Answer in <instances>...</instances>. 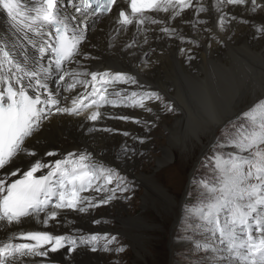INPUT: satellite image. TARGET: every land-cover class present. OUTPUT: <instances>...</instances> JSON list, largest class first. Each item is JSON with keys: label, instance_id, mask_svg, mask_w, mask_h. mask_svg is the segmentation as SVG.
Instances as JSON below:
<instances>
[{"label": "snow or ice", "instance_id": "6c2138e0", "mask_svg": "<svg viewBox=\"0 0 264 264\" xmlns=\"http://www.w3.org/2000/svg\"><path fill=\"white\" fill-rule=\"evenodd\" d=\"M0 12L7 18L0 31V264H52L56 253L76 264L85 252L113 255L112 264H119L128 245L118 234L86 232L70 216L130 199L134 183L103 159V151L87 146L38 153L41 133L55 118L83 117L80 127L92 140L97 132L126 138L115 149L116 161L141 154L137 145L150 139L160 113L178 109L142 83L139 72L93 70L95 63L129 33L120 52L138 57L140 71L159 62L156 41L175 43L190 62L205 41L209 47L224 43L218 33L234 23L264 39V24L253 20L264 14V0H0ZM106 18L114 25L107 31ZM95 32L106 36V48L89 40ZM106 120L140 126L145 134L100 126ZM209 152L199 162L206 174L189 178L178 224L193 236L174 239L191 243L200 254L195 264H264V99L229 121ZM192 189L196 198L188 203Z\"/></svg>", "mask_w": 264, "mask_h": 264}, {"label": "bare ground", "instance_id": "6f19581e", "mask_svg": "<svg viewBox=\"0 0 264 264\" xmlns=\"http://www.w3.org/2000/svg\"><path fill=\"white\" fill-rule=\"evenodd\" d=\"M185 18H191V13H186ZM253 20L256 24H264V14H257ZM179 22L177 20L175 23L179 24ZM6 25V15L0 12V31ZM102 27L107 31L114 25L106 18ZM185 31H188L187 26H185ZM253 33L254 29L249 25L234 23L228 31L218 33L224 43L217 44L212 41L209 47L205 41L195 49V58L190 62L180 55L175 43L156 41L152 45L156 49L153 59L159 62L142 71L135 67L138 57L124 55L120 52V45L130 37L131 33H129L128 36L121 35L117 38V47L105 51L102 57L103 62L95 63L93 70L114 67L123 68L134 74L139 72L142 83L160 91L178 109L168 119L160 115L157 124L161 128L162 135L165 131V144H158L159 153L148 156L151 160L154 159L157 165L165 164L174 157L175 150L184 159L191 157L194 153L198 158L206 152L220 126L245 111L255 101L264 99V39H254ZM89 40L92 43H99L100 49L106 48V36L100 32L90 34ZM100 49L93 50V55H96ZM149 106L157 107L152 104ZM121 114L154 119V116L139 110H121ZM81 123H84L83 117L55 118L50 127H46L41 133L42 143L36 145L37 152L43 153L45 150L53 149L71 151L87 146L90 150L95 149L96 152L103 151V159L110 162L109 153L114 151L126 138L97 132L94 134L95 139L92 140L85 134V129L80 127ZM100 126H111L141 136L145 134L140 126L131 123L106 120ZM128 142L131 143V140ZM137 147L139 151L145 148L144 145H137ZM131 174L129 172V175ZM134 177L143 182L147 178L143 171H137ZM149 188L161 199L176 206L173 212L174 223H176L181 215V202L172 201L167 192L153 182ZM148 193L150 192L147 191ZM144 198L146 199L147 196L145 195ZM117 207L126 214L128 213L126 206ZM108 210L103 209L100 213L92 212L88 215H71L70 218L76 221L77 227L83 228L86 232L98 229L104 231L107 230L106 226L93 225L92 220L102 218L101 215L111 218ZM126 219L133 220L140 225L145 224L141 216L129 215ZM27 227L51 230L43 229L42 226L36 224ZM64 230L61 229V231ZM100 258L96 253L85 252L77 259L76 264H92L93 260L97 263ZM51 259L52 264H65L60 253L52 254Z\"/></svg>", "mask_w": 264, "mask_h": 264}, {"label": "rangeland", "instance_id": "374dc122", "mask_svg": "<svg viewBox=\"0 0 264 264\" xmlns=\"http://www.w3.org/2000/svg\"><path fill=\"white\" fill-rule=\"evenodd\" d=\"M160 115L164 116L165 119L172 117V113H160ZM239 115L234 116L229 121L234 120ZM229 121L220 126L215 138L221 136V129ZM149 136L150 139L143 144L145 148L139 151L141 154H137L131 159L116 161L113 155L115 150L109 153V163L119 168L122 175L127 176L128 180L132 181L135 187L129 193L130 199L114 201L112 204L102 206L94 212L100 213L103 209H109L111 218L101 215L109 223L100 224V226L107 227V230L104 231L118 234L121 243L128 245L127 250L119 255V264H195L199 260L200 254L194 252L191 243L184 240L176 241L174 239L177 236H193V233L178 231L181 215L178 217L176 223H174L173 212L176 210V206L161 199L149 187L153 182L155 185L163 188L172 201L176 203L181 202L180 211H182V204L185 202L184 192L188 187L190 176H203L207 172L206 169L199 167V162L203 155L210 154L209 146L206 152L198 158L197 154L194 153L191 157L184 159L175 150L174 157L169 159L165 164L157 165L156 161L154 159L151 160L148 156L159 153L158 144H165V131H163L162 135L161 128L157 124L151 130ZM215 138L212 142H214ZM136 157H139V161L135 159ZM125 170H128L132 174L129 175V172ZM137 171H143L145 176H147L144 182L134 177ZM147 191L150 193L147 194ZM192 192V200L187 201L188 203H192L196 198L195 189H192ZM145 195L147 196L146 199L144 198ZM120 205L126 206V210H128L127 214L119 207L116 208V206ZM129 215L134 217L141 216L145 224L140 225L133 220L126 219V216ZM94 231H101V229ZM194 238L200 239L199 236H195ZM96 254L101 258L97 263L93 260L94 263L92 264H112V261L116 259L113 255L103 252H97Z\"/></svg>", "mask_w": 264, "mask_h": 264}]
</instances>
